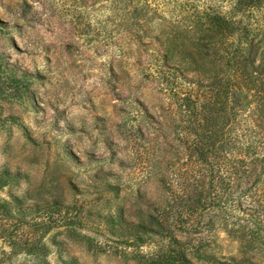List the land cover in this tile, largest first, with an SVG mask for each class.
Wrapping results in <instances>:
<instances>
[{
	"label": "rangeland",
	"instance_id": "obj_1",
	"mask_svg": "<svg viewBox=\"0 0 264 264\" xmlns=\"http://www.w3.org/2000/svg\"><path fill=\"white\" fill-rule=\"evenodd\" d=\"M177 1L0 0V264H180L155 231L185 172L184 85L165 82L183 63L171 46L205 35L182 12L202 2ZM195 219L169 210L178 242L236 254Z\"/></svg>",
	"mask_w": 264,
	"mask_h": 264
},
{
	"label": "trees",
	"instance_id": "obj_2",
	"mask_svg": "<svg viewBox=\"0 0 264 264\" xmlns=\"http://www.w3.org/2000/svg\"><path fill=\"white\" fill-rule=\"evenodd\" d=\"M199 1L182 12L187 24H200L196 30L205 38L170 48L183 61L165 83L184 85L173 130L183 145L185 172L178 190L154 206L155 231L170 234L171 255L180 264H264V0ZM139 5L141 11L149 7ZM160 56L166 61L168 53ZM197 69L205 77H187ZM174 206L197 214L188 225L194 233L222 230L237 243L236 254L221 260L209 245L183 246L168 220Z\"/></svg>",
	"mask_w": 264,
	"mask_h": 264
}]
</instances>
